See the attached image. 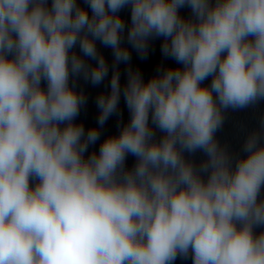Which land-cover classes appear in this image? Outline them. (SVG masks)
<instances>
[{"label":"clouds","instance_id":"9594fccd","mask_svg":"<svg viewBox=\"0 0 264 264\" xmlns=\"http://www.w3.org/2000/svg\"><path fill=\"white\" fill-rule=\"evenodd\" d=\"M157 38L176 66L145 80L128 46ZM81 77L109 80L98 127L76 122ZM261 100L264 0H0V264H264V119L245 155L216 138Z\"/></svg>","mask_w":264,"mask_h":264},{"label":"water","instance_id":"95a60500","mask_svg":"<svg viewBox=\"0 0 264 264\" xmlns=\"http://www.w3.org/2000/svg\"><path fill=\"white\" fill-rule=\"evenodd\" d=\"M50 2V0H49ZM82 2V0H80ZM180 13L184 17L190 16V9L185 7L180 9ZM120 15L128 20L130 17V10L125 8L121 11ZM161 43L162 39L157 38L150 42L149 51L146 58L141 59L140 56L131 46H128L131 51V66L132 68L139 69L145 80L149 79L152 75L156 73V69L163 65L176 66V62L171 58L163 57L161 53ZM98 49L105 56L107 62L111 66L113 61L112 50L105 48L98 42ZM78 51V49H77ZM90 63H95L94 61H89ZM128 65L121 63L119 65V71L121 74V84L123 85L126 81V69ZM111 76V67L109 72V78ZM211 78L205 81L206 84L210 83ZM109 80L106 79L102 84L93 86L90 82L85 81L82 77L76 80L77 90H83L87 97V103L81 108L79 116L76 118V122L83 123L85 128L98 127L97 117L99 110L96 106V97L100 93H107L110 89L108 87ZM264 119V100L259 101L257 104L244 109L232 110L228 109L224 112V123L223 126L217 131L216 138L221 145L227 146L229 151L233 155H245L242 151L243 142L247 134L253 130L259 128L261 120ZM129 120V112L125 105L123 96H121L119 111L117 114L112 115L105 123L104 127L100 129L101 136L100 140L96 142L95 145L89 147L88 152L98 151L100 143L108 136L116 135L119 133L120 128L118 125L122 126ZM162 133L157 131L156 136L160 138ZM87 155V153H86ZM187 158L193 159L197 164L205 159L206 157L202 152H197L194 156L189 157L185 154ZM135 163V157L129 155L126 159V167L131 168ZM260 229H257L259 232ZM174 264H193L191 255L187 258L178 256L174 261Z\"/></svg>","mask_w":264,"mask_h":264}]
</instances>
